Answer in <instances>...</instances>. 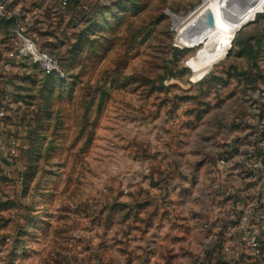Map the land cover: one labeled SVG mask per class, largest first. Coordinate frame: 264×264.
I'll return each mask as SVG.
<instances>
[{
  "label": "rangeland",
  "instance_id": "1",
  "mask_svg": "<svg viewBox=\"0 0 264 264\" xmlns=\"http://www.w3.org/2000/svg\"><path fill=\"white\" fill-rule=\"evenodd\" d=\"M201 2L18 0L64 79L2 69L16 20L0 22V264H264L263 236L259 254L241 241L264 227L247 218L264 206V164L247 170L264 163V9L193 82L206 43L174 61L173 16Z\"/></svg>",
  "mask_w": 264,
  "mask_h": 264
},
{
  "label": "bare ground",
  "instance_id": "2",
  "mask_svg": "<svg viewBox=\"0 0 264 264\" xmlns=\"http://www.w3.org/2000/svg\"><path fill=\"white\" fill-rule=\"evenodd\" d=\"M264 9V0H202L187 17L173 16L176 43L193 49L206 43L189 66L193 82L203 80L220 60L227 57L237 33Z\"/></svg>",
  "mask_w": 264,
  "mask_h": 264
},
{
  "label": "built area",
  "instance_id": "3",
  "mask_svg": "<svg viewBox=\"0 0 264 264\" xmlns=\"http://www.w3.org/2000/svg\"><path fill=\"white\" fill-rule=\"evenodd\" d=\"M13 0H0V22L1 21H13L16 20L13 33L15 35V40H13V51L9 55L10 60H24V59H31L34 64H36L39 69L44 73L46 76H56L60 79L66 78V70L62 65V62L58 60L55 57L50 56L47 53L42 52L36 44L27 36H25V28L22 26L21 22L18 20L17 16L19 13L12 12L9 10L10 5ZM61 3V6L63 8H68L71 5V0H59ZM264 99V91L255 89V94L253 95V100L251 102L252 108H249V110H252L254 113L253 115L257 117V124H260L262 128L264 127V117L261 119L263 114V106L262 101ZM259 125V126H260ZM262 133V131H261ZM3 136V124L2 119L0 117V143ZM262 144H264V139L261 141ZM264 149V147H263ZM15 150L12 151V154H15ZM264 152V151H263ZM263 158L254 159L253 163L249 165L250 169L248 172L254 173L255 171H260L263 169ZM257 173V172H255ZM264 209V206L262 209H259L258 212L256 211L255 215L248 214L247 218H250L252 216L253 220H256V222L261 221L264 223V212L262 210ZM264 238V227H262L260 230L258 228L253 229V227H248L244 231V234L241 238L242 242H246L253 252L255 254H259L261 243L260 239L261 236Z\"/></svg>",
  "mask_w": 264,
  "mask_h": 264
},
{
  "label": "crops",
  "instance_id": "4",
  "mask_svg": "<svg viewBox=\"0 0 264 264\" xmlns=\"http://www.w3.org/2000/svg\"><path fill=\"white\" fill-rule=\"evenodd\" d=\"M17 1L18 0H13L12 3H11V5H10L9 10L12 11L13 13L14 12L19 13L20 8L17 5ZM39 2H43V0H39ZM8 60H9L8 63H6V64L4 63L3 64V67H1L2 69L3 68L4 69H9V67H12L13 66V64H12L13 61H11L10 59H8ZM0 66H2V65H0Z\"/></svg>",
  "mask_w": 264,
  "mask_h": 264
},
{
  "label": "water",
  "instance_id": "5",
  "mask_svg": "<svg viewBox=\"0 0 264 264\" xmlns=\"http://www.w3.org/2000/svg\"><path fill=\"white\" fill-rule=\"evenodd\" d=\"M183 50V48L181 46H179L176 42L173 45V56H174V61L177 60L178 54Z\"/></svg>",
  "mask_w": 264,
  "mask_h": 264
},
{
  "label": "trees",
  "instance_id": "6",
  "mask_svg": "<svg viewBox=\"0 0 264 264\" xmlns=\"http://www.w3.org/2000/svg\"><path fill=\"white\" fill-rule=\"evenodd\" d=\"M50 77H52V76H50ZM260 151H262V152H263V151H264V149H262V150H260ZM262 212H264V209L262 210ZM215 245H216V244H215Z\"/></svg>",
  "mask_w": 264,
  "mask_h": 264
}]
</instances>
